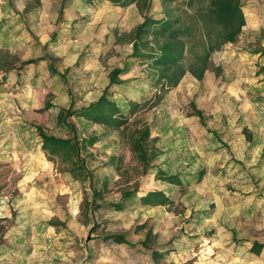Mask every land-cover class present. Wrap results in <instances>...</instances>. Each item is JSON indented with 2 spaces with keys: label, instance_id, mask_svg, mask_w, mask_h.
<instances>
[{
  "label": "rangeland",
  "instance_id": "obj_1",
  "mask_svg": "<svg viewBox=\"0 0 264 264\" xmlns=\"http://www.w3.org/2000/svg\"><path fill=\"white\" fill-rule=\"evenodd\" d=\"M201 5L0 0V264H264V0H242L246 26L199 79ZM165 11L197 28L173 87L131 58L135 30ZM106 94L125 127L84 112ZM45 138L70 145L54 155Z\"/></svg>",
  "mask_w": 264,
  "mask_h": 264
},
{
  "label": "trees",
  "instance_id": "obj_2",
  "mask_svg": "<svg viewBox=\"0 0 264 264\" xmlns=\"http://www.w3.org/2000/svg\"><path fill=\"white\" fill-rule=\"evenodd\" d=\"M94 2V0H88ZM112 4L120 7H128L139 3L142 0H109ZM144 1V0H143ZM166 5L173 0H162ZM202 4L199 8L195 21L202 22L205 26L204 31V54L199 56L197 65L191 64L189 70L197 78L202 79L205 71L208 69L209 56L219 50L226 43H235L246 26V17L242 7V0H188L191 7L195 3ZM165 18L153 19L147 18L135 30L134 51L131 58L139 59L144 63L151 65V68L157 70V80L162 82L163 86H176L186 73L185 61L187 53L190 50L189 40L197 33V28L187 26L182 22L181 17H173V11H165ZM214 23V29L208 23ZM216 28V29H215ZM216 30V33L213 31ZM152 43H155L154 53L143 54L142 52ZM51 60L49 69L56 74L54 61ZM36 61L23 63L25 67ZM128 68L115 70L110 75V84L108 89L115 84H120L119 76L127 74ZM83 112V111H82ZM87 117L95 123H100L114 128H123L128 124V118L116 103L108 99V95L99 99L96 103L90 105L87 109ZM200 114V113H199ZM70 145L68 141H62L54 138H45V148L51 153L59 154L60 151ZM137 153L142 158L146 157V151L142 145H138ZM176 183V181L174 182ZM179 184V183H176ZM137 190L125 192L122 195V203L112 205L118 210L123 209V203L133 200L137 197ZM156 198V204H166L167 199L161 194L151 193L144 197L145 201ZM102 194L97 189L93 190L91 204L95 209L102 207ZM106 240H113L119 243H126L123 236H109ZM140 246H146L141 243ZM261 246L254 245L253 252L260 253Z\"/></svg>",
  "mask_w": 264,
  "mask_h": 264
}]
</instances>
